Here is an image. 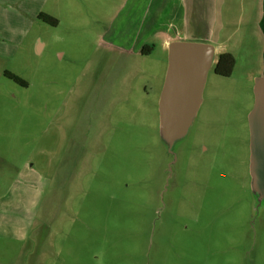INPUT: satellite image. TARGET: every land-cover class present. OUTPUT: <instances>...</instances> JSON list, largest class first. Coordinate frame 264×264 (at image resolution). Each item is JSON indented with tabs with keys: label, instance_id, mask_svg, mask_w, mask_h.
Masks as SVG:
<instances>
[{
	"label": "rangeland",
	"instance_id": "374dc122",
	"mask_svg": "<svg viewBox=\"0 0 264 264\" xmlns=\"http://www.w3.org/2000/svg\"><path fill=\"white\" fill-rule=\"evenodd\" d=\"M131 4L0 0V52L8 69L30 83L25 92L0 80V156L6 159L0 196H7L11 169L31 174L17 180L8 202L0 200V215L8 216L0 222V264H264V200L255 197L250 176L255 78L249 74L256 67L246 64L249 50L236 57L230 77L209 70L200 108L171 150L159 114L168 69L163 37L152 39L151 56L141 55L143 47L116 55L107 65L108 88L96 83L57 176L37 203L43 151L63 146L55 113L70 114L82 70L115 44L107 37ZM182 10L179 0L177 16ZM41 13L57 26L40 20ZM201 14L191 12V27ZM239 25L234 42L242 36ZM233 29L228 25L223 35ZM203 36L178 41L207 43ZM29 210L37 211L34 222L18 231Z\"/></svg>",
	"mask_w": 264,
	"mask_h": 264
},
{
	"label": "crops",
	"instance_id": "0c3cea01",
	"mask_svg": "<svg viewBox=\"0 0 264 264\" xmlns=\"http://www.w3.org/2000/svg\"><path fill=\"white\" fill-rule=\"evenodd\" d=\"M178 1L132 0V4L122 11L107 37L108 41H115V44L105 46L99 57L97 55L93 57L95 61L90 64L91 66H85L82 70V76L78 80V85H80L81 89L75 102L70 106V114L67 117H62L60 113H55L54 132L56 135L59 133L62 136L63 146L57 149V145L54 147L53 143L50 149L46 148L43 151L46 153L45 160L43 165L38 167L43 181H38L35 184L38 204L42 199L46 198L48 188L57 176V168L67 152L69 134L95 89L96 83L98 87L104 86L106 84L105 81L109 78L108 71L102 76L106 62L108 61L107 64L112 63L116 55L123 57L129 52L139 53L144 45L153 44L154 49L149 55L151 56L156 50V45L152 42V39L162 37L161 48L168 52V44L173 40H186L190 33L195 35L201 33L204 34L203 40H206L208 44L218 40V48L213 46L216 50V59L218 54L226 52L231 53L236 59L241 52L249 50L246 64L256 67L255 70L250 72L249 76L252 79L258 76L264 77V0H180L184 10H182V16L178 15L179 17L176 14V3ZM227 4H231L233 10L228 22L229 6L227 12L224 11ZM195 9L204 10L205 18H203V14L199 15L191 27V12ZM165 19L167 20L166 22H164ZM238 24H240L239 28L242 30V36L238 37L236 42H234L233 36ZM228 25L233 26L234 29L230 35L226 31L224 36L223 31L227 30ZM177 33H181L183 37H177ZM220 36H224V41H221ZM39 50L40 47H38ZM8 61L5 54L0 52V80L4 79L6 83L9 81L14 82L5 76L6 72L13 74L6 66ZM237 65L238 61L236 60L235 66ZM25 83L26 86L15 84L23 88L25 92H28L30 91V83L27 81ZM5 85L7 86V84ZM37 151L35 150L34 152ZM55 151L63 155L60 156L58 154L54 157ZM5 163L6 159L0 156V166ZM17 173V168L11 169V174L8 177L10 184L7 196H0V200L4 199L8 202L10 200L8 194H10L12 187L16 185L17 180H25L26 177H31V174L26 172L20 175H17ZM25 195V192L22 193L21 198L25 197ZM36 216L37 211L31 214V210H29L24 214V218L21 219L23 221L18 219L17 230L20 231V224L21 227L24 225L29 230ZM7 218L6 213L1 214L0 222L2 224L7 222ZM21 236L26 237L25 233L17 237Z\"/></svg>",
	"mask_w": 264,
	"mask_h": 264
},
{
	"label": "water",
	"instance_id": "95a60500",
	"mask_svg": "<svg viewBox=\"0 0 264 264\" xmlns=\"http://www.w3.org/2000/svg\"><path fill=\"white\" fill-rule=\"evenodd\" d=\"M168 69L159 100L160 128L169 150L188 133L200 108L216 50L208 43L172 41ZM255 103L249 115L251 187L258 202L264 200V77L254 80Z\"/></svg>",
	"mask_w": 264,
	"mask_h": 264
},
{
	"label": "trees",
	"instance_id": "16d2710c",
	"mask_svg": "<svg viewBox=\"0 0 264 264\" xmlns=\"http://www.w3.org/2000/svg\"><path fill=\"white\" fill-rule=\"evenodd\" d=\"M38 18L51 26H57L58 24V21L56 19L43 13L39 14ZM153 49L154 45L152 44L144 45L141 49V55L149 56L152 53ZM235 63L236 59L231 53H220L218 54L216 62L213 66L214 73L218 76L230 77L233 73ZM5 76L19 85L26 86L25 81L21 80L19 77L11 73L6 72Z\"/></svg>",
	"mask_w": 264,
	"mask_h": 264
},
{
	"label": "flooded vegetation",
	"instance_id": "af4514ba",
	"mask_svg": "<svg viewBox=\"0 0 264 264\" xmlns=\"http://www.w3.org/2000/svg\"><path fill=\"white\" fill-rule=\"evenodd\" d=\"M113 61H115V59L113 60ZM112 61V62H113ZM108 62V61H107ZM107 62H106V66H104L105 67V69H103V72H102V76L109 70V67L107 66L108 64H107ZM111 62V61H110ZM110 66H111V64H110ZM108 88V83L106 84V87H105V89H107ZM97 114H98V112H97ZM80 117V116H79ZM78 121H79V118L76 120V122H75V124H74V126H73V129H72V131H71V133L69 134V140H71L70 138H71V135H72V133H73V131L75 130V128H76V126H77V124H78Z\"/></svg>",
	"mask_w": 264,
	"mask_h": 264
}]
</instances>
